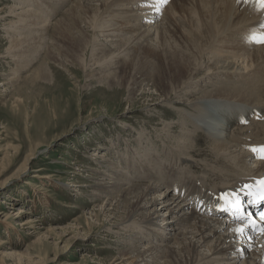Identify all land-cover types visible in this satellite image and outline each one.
<instances>
[{"label":"bare ground","instance_id":"6f19581e","mask_svg":"<svg viewBox=\"0 0 264 264\" xmlns=\"http://www.w3.org/2000/svg\"><path fill=\"white\" fill-rule=\"evenodd\" d=\"M12 1L22 2L24 5L18 11L8 6L0 9V20L3 23L1 27L15 31L7 34L11 39L8 41L9 46L4 55L7 58L23 57L31 50L32 56L36 57L37 55L34 54L38 49L32 48L33 43H37L35 41H38V38L43 39L41 33L46 27L45 23L49 22L48 16L56 14L57 8L67 0ZM73 2L75 5L71 4L73 6L71 12L66 9L68 14L70 16L73 14L72 18L79 24L92 28L89 32L83 29L78 32L77 29V32L83 36L79 34L80 38H77L74 44L77 43L79 47L84 45L86 48L92 42V46L96 47V51L98 50L97 57L94 56L96 59L93 58L94 65L103 63L107 58L114 59L120 54L125 57V54L132 53L131 50L119 53L125 46L119 43L124 39H119V43L112 42V39L106 40L109 45H105L104 48L103 43L98 42L97 36H105V39L119 36L120 33L116 32L119 27L125 32H134L132 40L125 39L124 43L126 46L130 45V48L136 46L139 57L141 56L140 58L134 54L127 56L129 66H124L128 68L129 73L132 71L133 63L139 58L137 61L139 65L141 63L139 71L141 69L143 75L140 74L133 88L136 91L142 90L143 97L145 94L148 95V91H152L151 95L147 96L151 99V103L147 106H151L155 111H159L160 108L162 112V109L168 106L174 108L181 119L178 122L190 123L194 130L205 132L208 140L206 149L209 150L210 160L215 166H208L210 168L205 174L218 175L224 181L222 185L216 186L214 183L211 188L205 189L197 187L196 180L186 176L182 179L178 177L179 175L176 176V171L179 170L174 169V162L180 160L177 155L192 159L205 152L202 149H193L199 148L203 142H194L192 138L194 133L186 126L177 131H173L170 125L165 127L162 130L163 139L173 143V146L170 145L172 148L162 145L155 150V153L151 151L146 157L141 158L133 152L135 145L143 149L141 152L147 151L148 147L156 148L153 145L157 143L156 140L151 139L149 135V138L138 136V142L134 140L137 143L127 144L125 138L117 139L126 145L124 151L116 150L113 153L114 160H109L110 158H105L104 155L99 156L98 159H90L95 160L97 168L92 170H96L95 174L99 176L91 179L94 183L90 187L93 189L90 199L104 198L109 204H115L114 208L117 212L123 213V216H119L117 225L114 223L108 229L109 234L117 232L121 235L119 242L124 236L125 240L127 238L129 241L130 247L121 251L120 256L118 255L120 264L127 262L139 264V260L144 261L143 264H151L160 258L163 260L162 264H238L242 258L244 260L240 264H264V234L254 235L242 222L226 221L228 217L217 221L218 217L215 218L211 213L225 207L218 197L226 192L238 193L242 205L245 200L251 199L246 193H258L256 181L264 179V161L258 159V154L251 151L264 148V44L253 43L250 39L264 34V29L260 27L261 23H264V13L255 11L253 4H245L243 0L240 2L180 0L179 5L176 4V0H168L167 6L159 0L156 3H153V0H74ZM161 7L163 8L160 9ZM167 12L169 14L166 16ZM64 13L66 14L65 11ZM90 13V16H86ZM161 13L163 16L159 18ZM179 13L182 14L181 17L183 14L186 15L184 20L177 19V15L180 17ZM120 14L121 17L118 16ZM41 16L46 18L41 20ZM170 17H173L174 22L169 19ZM62 19L60 17L59 21ZM118 19L128 27L116 26ZM60 26L58 25V28ZM181 26L183 29H180ZM17 29L20 30L18 33H16ZM21 32L28 35L13 38ZM87 33L89 36H86ZM30 34L32 37L28 38ZM153 35L155 39L151 38ZM241 35L244 36V41L253 44L252 48L249 44V46L240 44ZM173 36L178 40L173 39ZM30 39L35 41L32 42ZM129 40H131L130 44ZM41 43L37 47L42 48ZM220 49L223 51H219ZM13 50L17 55L10 54ZM148 58L156 63L153 72L148 71L149 68L146 71L144 69ZM230 58H233V61ZM235 58L245 59V62L248 59L247 63L251 69L244 71L237 68ZM117 61H114L115 64ZM127 64L126 61L124 65ZM26 66L24 64L23 67L17 68L25 69ZM105 67L103 63L102 68ZM19 70H9L10 72L4 75L6 84L18 78L21 73ZM133 88L129 91L128 98H132L135 94ZM155 137L157 139V136ZM150 142L151 144H148ZM115 143L111 141V144ZM168 152L173 153L174 162ZM158 153L171 159L170 168L157 159ZM248 161H253V164H249ZM150 162L152 164L146 167ZM134 166L136 168L131 174L130 170ZM152 166L155 169L161 166L158 167L161 172L152 174L150 170ZM141 169H145L143 175ZM247 185H251V188H246ZM162 186L166 187V191L161 190ZM0 205L6 204L1 202ZM21 213L19 212L16 217ZM212 216L215 220L207 218ZM0 224L6 231L12 230L7 220L0 221ZM15 226L22 231L34 229L30 220H17ZM237 227H244L243 237L237 238L233 231ZM51 231L54 230L50 228L47 233ZM61 232L65 234L67 229H62ZM126 232L131 233L129 239ZM33 233L28 232L27 235ZM48 237V235L43 236V238ZM154 239L158 244L153 243ZM171 239L172 244L167 245L166 243ZM141 240L147 243L151 240L150 247L140 250L141 247L137 242ZM132 241L136 244L132 245L130 243ZM4 244L0 241V249L7 248ZM11 255L12 253L5 252L2 257Z\"/></svg>","mask_w":264,"mask_h":264},{"label":"rangeland","instance_id":"374dc122","mask_svg":"<svg viewBox=\"0 0 264 264\" xmlns=\"http://www.w3.org/2000/svg\"><path fill=\"white\" fill-rule=\"evenodd\" d=\"M73 1L67 0L57 8L56 14L48 16L47 21L49 22L45 23L46 27L41 33L43 39L38 38L39 43L37 40H33L37 42L32 46L33 49H38L34 54L37 55L36 57L32 56L31 50L29 53L26 52V56L23 57L7 58L4 55L9 46L8 41L11 39L7 34H12L15 31L1 27L3 23L0 20V203L6 204L3 205L4 207L0 205V221L7 220L8 226L12 227L11 231H6L0 224V241L7 247L0 249V264H120L121 261L117 258L121 251L130 247L129 241L127 238L125 240L124 236L123 240L119 242L121 235L117 232L109 234L108 229L112 224L117 223L123 213L122 211L117 212L114 208L115 204H109L104 198L90 199L91 191H93L90 187L94 183L91 179L99 177L95 174L96 170H92L97 168L95 160L90 159H98L99 156L104 155L103 157L114 160L113 153L116 150L121 152L125 149L126 143L120 142V139L125 138L127 144L133 143L134 140L138 142V136L149 138V135L151 139L156 140L157 143L152 144L157 149L148 147L147 151L141 152L143 149L135 145L133 154L143 158L148 156L151 151L155 153V150H158L162 145L170 147L172 144L173 146V143L163 139L162 130L165 127L170 125L173 131L180 130L184 126L187 129L191 128L190 132L195 135L192 137L193 141L203 142L199 148L193 149H202L205 152H201L192 159L177 155V158L180 159L177 161H175L173 153L168 152L172 156L173 162H176H174V169L179 170L176 171V176L179 175L178 177L181 179L186 176L196 180L195 184L199 188H211L214 183L216 186L224 184L218 175L205 174L210 167H215L210 160L209 150L206 149L208 140L205 137V132L194 130L190 123L178 122L181 119L174 108L168 106L164 107L162 112L160 108L159 111H155L151 106H147L148 103H151V99L147 96L151 95L152 91H148V95L145 94L143 97L142 90L136 91L133 88L140 74L143 75V71L141 69L139 71L141 63L139 65L137 62L141 56L139 57V50L135 48L136 46L130 48V45L126 46L124 43L125 39H131L134 32H125L123 28L119 27L116 29V32L120 33L119 36L107 39L105 36H97L98 42L103 43L104 48L105 45H109L106 40L112 39V42L119 43L121 39H124L119 44L128 48L126 49L124 46L125 49L122 48L119 53L122 51L126 53L127 50H131L132 53L125 54V57L120 54L114 59H105L103 63L106 67L104 69L101 62L94 65L93 58L97 57L98 50L96 51V47L92 46V42L87 45L88 47L86 46L87 49L84 48V45L79 47L77 43L74 44L75 40L80 38L78 32L81 29L89 32L92 28H87L82 23L79 24L72 18L73 14L71 16L68 14L66 9L70 10L75 5ZM176 1V4L179 5L180 0ZM23 5L22 2L0 0V9L8 6L18 11ZM168 14L167 12L166 16ZM90 15L91 13L86 16ZM179 15L180 17L177 15V19L183 18L184 20L186 17L184 14L181 17V13ZM62 16L74 23H69ZM118 16L121 17V14ZM162 16L161 13L159 18ZM60 17L65 20V24L63 19L59 21ZM45 18L46 16L40 17L41 20ZM169 19L174 22L173 17ZM117 21L116 26L126 25L120 19ZM56 24L61 25L60 28ZM180 29H183L182 26ZM17 30L16 33L20 31ZM16 35L13 38H21L28 34L21 32ZM86 36H89L88 33ZM29 37H32L31 34ZM243 37L241 35L240 44L242 46L250 45L252 48L253 44L244 41ZM86 38L88 39V37ZM151 38L155 39V36L153 35ZM174 38L176 39V36H173ZM131 40H129V44ZM30 41L32 40L30 39ZM40 42H42V48L37 47ZM175 42L177 43V41ZM219 51H223V49ZM15 53L13 50L10 54ZM131 54L139 58L134 62L136 65L133 63L132 71L128 73V68L124 66H129L127 56ZM25 60L29 61L22 62ZM115 60H118L116 64ZM230 60L233 61V58ZM234 60H236L235 66L240 70L251 69L247 63L248 59L246 62L242 58ZM126 61L128 64L124 65ZM153 62V59L150 58L148 61L146 60L145 71L148 68V71H154L156 63ZM24 64L27 65L25 69L17 68L23 67ZM14 69H18L21 73L18 78H14V82L6 84L4 75ZM132 88L136 92L132 98H128ZM172 134L174 135V133ZM111 141L116 143L111 144ZM197 143L199 144V142ZM132 159L134 160L135 156ZM157 159H160L163 165L168 168L171 167L172 161L165 155L158 153ZM248 163L253 164V161H248ZM151 164V162L147 163L146 167ZM158 167L155 169L152 166L151 173L161 172ZM135 168L134 166L130 170L131 174ZM144 172L145 169H141V175ZM39 175L41 177H38ZM162 188L161 190L166 191L165 186ZM19 212L22 213L16 217ZM207 218L215 220L213 216ZM219 219L221 221L222 218L218 216L216 220ZM17 220L32 221L36 231L34 229L20 230L15 226ZM50 228L54 231L47 233ZM62 229H67L66 235L62 233L63 231L61 232ZM28 232L34 233L27 235ZM125 234L129 239L131 233L126 232ZM47 235L48 238H43ZM130 243L136 244L134 241ZM150 243L151 240L149 243L141 240L137 242V245L143 251L150 247ZM153 243L158 244L155 239ZM166 244L171 245L172 239ZM5 252L12 253V255L2 257ZM243 260L244 258L240 262ZM143 262L138 261L139 264H143ZM161 262L163 260L160 258L151 264H162Z\"/></svg>","mask_w":264,"mask_h":264},{"label":"snow or ice","instance_id":"6c2138e0","mask_svg":"<svg viewBox=\"0 0 264 264\" xmlns=\"http://www.w3.org/2000/svg\"><path fill=\"white\" fill-rule=\"evenodd\" d=\"M157 0H153V3H156ZM160 3H167L168 0H159ZM237 2H240V0H237ZM243 3L245 4H253L254 10L257 12L264 13V0H243ZM260 27L264 29V23H261ZM251 42L257 43V44H264V34L260 35L259 37L253 36L250 38ZM243 123V121H241ZM254 154H258L257 158L261 161H264V148H261L259 150L252 149L251 150ZM256 184L258 186V194L253 196L251 192L246 193L249 196H252V203L253 205H256L260 201H264V179L257 180ZM246 188H251V185H247ZM219 200H221L225 207L221 208V211H229L233 214L234 219L241 221L243 224H245L247 227H251L253 229L256 228V223L254 220L251 219V217L245 216L242 212L240 201L238 199V193H224L223 195L218 197ZM261 221H264V213H262L259 217ZM237 238L243 237L245 233L244 227H237L233 230ZM260 234H264V229H260Z\"/></svg>","mask_w":264,"mask_h":264}]
</instances>
